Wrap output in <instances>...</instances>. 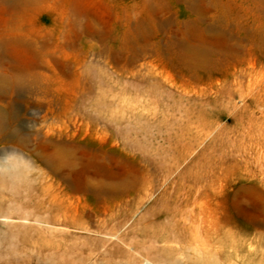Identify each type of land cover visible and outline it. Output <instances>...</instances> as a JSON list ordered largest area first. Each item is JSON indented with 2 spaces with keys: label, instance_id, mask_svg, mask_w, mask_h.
Here are the masks:
<instances>
[{
  "label": "rangeland",
  "instance_id": "1",
  "mask_svg": "<svg viewBox=\"0 0 264 264\" xmlns=\"http://www.w3.org/2000/svg\"><path fill=\"white\" fill-rule=\"evenodd\" d=\"M74 1L56 0L21 19L22 32L40 37V44L43 39L50 44L24 54V63L38 74L22 79L12 97L0 98V109L8 115L0 128V161L11 158L9 152L20 144L18 140L27 139L20 152L37 166L26 169L21 180L0 174V209L13 215L6 222L0 217V264H106L78 250L79 245L89 244L84 228L51 219L40 225L34 216L28 221L19 216L26 207L40 204L79 207V212L70 211L74 218L91 207H133L132 220L147 207H219L226 226L234 211L239 234L230 242L237 248L232 258L225 253L221 264H264L263 228L256 224L264 221L261 61H255L261 72L243 95L228 85L226 88L220 82L222 75L213 80L202 69L189 70L171 61L174 40L183 36L188 21L199 11L197 5L192 9L188 0H153L156 17L162 23L154 40L155 53L133 62L134 68L125 72L105 56L94 35L82 33V24L89 23L92 30L103 25L115 31L122 25L119 15L133 21L145 16L138 7L143 0H87L82 19L73 11ZM212 1L196 0L212 8L206 19L213 27L225 19L230 31L244 36L248 26L255 33L256 25L264 23V5L257 8L254 0H223L230 3L229 12L215 8ZM14 23V13L0 3V35ZM59 35L62 41L70 42L57 44ZM7 69L0 67V76ZM51 99L56 100L55 106L49 105ZM50 126L52 138L61 137L76 145L78 190L52 173L45 179L39 173L38 166L45 165L37 154L54 159L53 149L37 142L31 133L36 127L45 130ZM121 178L129 179L130 185L119 202L106 197L98 200L81 189L87 179L97 184ZM90 226L96 229L93 222ZM38 231H42L41 236L33 237ZM20 232L36 242L43 240L42 250L20 245ZM191 241L167 243L186 249L167 258L195 264L198 254L192 245L196 243Z\"/></svg>",
  "mask_w": 264,
  "mask_h": 264
},
{
  "label": "bare ground",
  "instance_id": "2",
  "mask_svg": "<svg viewBox=\"0 0 264 264\" xmlns=\"http://www.w3.org/2000/svg\"><path fill=\"white\" fill-rule=\"evenodd\" d=\"M55 1L0 0V3L15 15L14 26L0 35V67H8L0 76V98L3 100L12 97L14 89L21 85L22 79L31 78L38 74V72H34L33 66L30 67V65L24 63V54L41 47L48 48L50 44L48 39H43L44 41L40 44V37L22 32V17L29 13L39 12L44 7L51 6ZM188 1H190L192 9L196 10L197 5L199 13L188 21L183 36L174 40L176 48L170 50L171 61L175 60L189 70L202 69L213 80L216 75H222L221 79H218L226 85V88L228 85L234 92L243 95L245 88H251L253 78L261 72L255 61H261L264 67V23L256 25L255 28L258 29L255 33H252L251 28L248 26L245 35L240 36L236 34V31H230L227 28V20L225 19H222L216 27L208 24L206 17L212 8L207 7L205 4H197L196 0ZM87 4V0H76L72 3L73 11H75L78 19H82L87 13ZM212 4L215 8H220L224 12L231 11L228 1L213 0ZM254 4L257 8H260L264 5V0H254ZM138 7L142 13H145V16L133 21L125 14L119 15L122 25L117 27L115 31H108L103 25L95 26L92 30L89 23L82 24L84 25L82 33L94 35L97 41L103 45L105 56L125 72L134 68L133 62L145 59L155 53L154 40L162 26V23L156 17L153 0H143ZM120 11L122 12V8H119L118 14H120ZM239 24L237 23V25ZM82 38L85 41L87 40L85 36ZM61 39L62 36L59 35L57 44L62 42L68 44L70 42ZM130 64L131 66H129ZM130 67L133 68L130 69ZM38 85L41 88L40 83ZM49 105L55 106L56 100H49ZM7 121L8 115L0 109V128L4 127ZM52 134H54V130L51 126L45 130L43 127H36L31 133L37 142L53 149L54 159L42 158L36 153L45 165V168L38 166L39 173L43 179L52 173L61 180L66 181L72 189L78 190L79 186L75 175L76 167L79 164L76 145L64 141L61 137L52 138ZM26 140L24 139L23 142H21V139L18 140L20 144L11 148L12 150L9 152L11 158L6 157L3 158V161H0V174L21 180L26 176L24 173L26 169L37 167L27 162L20 152L24 149L23 145H26ZM23 164L24 166H22ZM129 185L130 180L127 178L100 180L97 184H93L92 180L87 179L86 184L82 185L81 189L92 193L98 200L106 197L105 199L108 201L115 200V202H119L127 193ZM28 192V195H30V191ZM40 205L41 207H26L24 213L18 212V214L26 221L30 216H34L40 225L48 224L51 219L61 220L66 225H76V227L84 228L87 231L86 236L89 244L84 241L85 244L79 245L78 250L81 254H86L87 258H101L100 260H104L106 264H184L186 261L182 262L177 258H172V260L174 259L172 261L170 257H168L170 260L167 258V255L178 252V250L181 251L185 247L183 245L179 247L168 245L167 243H189L191 239L196 243L192 245L195 246H193L194 250L198 254L195 257V264H221L222 256L227 253V257H234L233 253L237 248L233 242H230L231 238L239 234L235 229L236 214L234 211L230 213L229 224L226 226L222 223L219 207H147L139 218L132 220L134 217L133 207H91L90 210L83 211L84 213L78 214V217L74 218L71 216L70 211L79 212V207H44V205ZM83 208L86 210V207ZM262 211L264 212V207ZM0 217H3L2 220L6 222L13 215L0 209ZM257 221L255 220V222ZM90 222H93L96 229L91 228ZM256 224L263 228L261 234L264 237V221ZM3 232L5 231L2 230ZM23 233H19L18 243L20 245L26 246L29 244L35 246L39 251L42 250L43 240L36 242L33 239L34 235H40L42 231L33 234L32 239L31 236L29 238ZM226 248H228V251ZM158 253H162L160 258ZM208 255L212 257L209 258ZM37 256H40V254ZM162 256H165V259ZM143 257H145V260L142 259ZM151 257L152 260H150ZM153 257H157V259L153 260ZM92 263L94 262L92 261Z\"/></svg>",
  "mask_w": 264,
  "mask_h": 264
}]
</instances>
